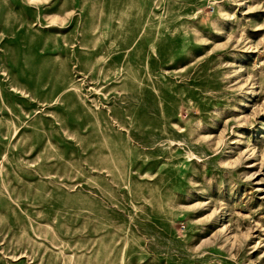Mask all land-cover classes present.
Instances as JSON below:
<instances>
[{
    "label": "rangeland",
    "instance_id": "374dc122",
    "mask_svg": "<svg viewBox=\"0 0 264 264\" xmlns=\"http://www.w3.org/2000/svg\"><path fill=\"white\" fill-rule=\"evenodd\" d=\"M0 264H264V0H0Z\"/></svg>",
    "mask_w": 264,
    "mask_h": 264
}]
</instances>
